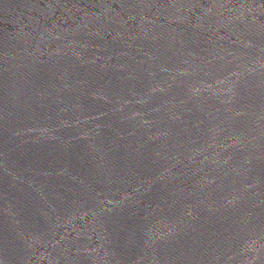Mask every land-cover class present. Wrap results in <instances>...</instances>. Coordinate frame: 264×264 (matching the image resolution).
Segmentation results:
<instances>
[{
	"label": "water",
	"instance_id": "95a60500",
	"mask_svg": "<svg viewBox=\"0 0 264 264\" xmlns=\"http://www.w3.org/2000/svg\"><path fill=\"white\" fill-rule=\"evenodd\" d=\"M0 264H264V0H0Z\"/></svg>",
	"mask_w": 264,
	"mask_h": 264
}]
</instances>
